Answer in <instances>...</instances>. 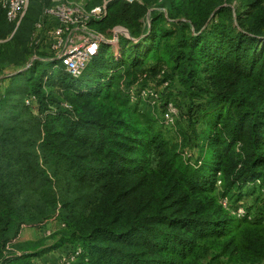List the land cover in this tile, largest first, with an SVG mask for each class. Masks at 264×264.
Listing matches in <instances>:
<instances>
[{
	"label": "trees",
	"instance_id": "trees-1",
	"mask_svg": "<svg viewBox=\"0 0 264 264\" xmlns=\"http://www.w3.org/2000/svg\"><path fill=\"white\" fill-rule=\"evenodd\" d=\"M230 1H113L94 26L125 28L127 54L103 45L54 92L43 76L55 63L47 39L30 45L45 5L32 0L13 37L0 6V77L32 52L43 72L0 79V88L10 81L0 90V264H36L59 248L82 249L71 264H211L225 240L264 253V0L237 13L239 27ZM149 87L164 113L177 107L186 145H172L144 111ZM257 184L247 206L243 190ZM230 196L235 207L222 203ZM58 218L55 245L19 241Z\"/></svg>",
	"mask_w": 264,
	"mask_h": 264
},
{
	"label": "built area",
	"instance_id": "built-area-1",
	"mask_svg": "<svg viewBox=\"0 0 264 264\" xmlns=\"http://www.w3.org/2000/svg\"><path fill=\"white\" fill-rule=\"evenodd\" d=\"M45 6L43 18L35 23L31 36V47L43 41L49 43L55 63H60L68 75L80 79L89 65L99 57L103 45H112L118 39L100 33L94 23L102 21L108 15L109 5L113 0H40ZM129 4L139 0H123ZM32 0H0L8 21L14 25L15 35L25 19ZM122 32V31H121ZM127 34V32H126ZM36 59V58H35ZM168 84H165L167 87ZM136 89L132 91L133 103L136 101ZM158 89L149 87L142 90V99H148L153 106L160 101ZM30 104V101L28 102ZM179 116L177 107L170 103L165 113L167 124H174ZM244 211L239 210L241 217ZM82 249L66 251L59 264H71L82 253Z\"/></svg>",
	"mask_w": 264,
	"mask_h": 264
},
{
	"label": "rangeland",
	"instance_id": "rangeland-1",
	"mask_svg": "<svg viewBox=\"0 0 264 264\" xmlns=\"http://www.w3.org/2000/svg\"><path fill=\"white\" fill-rule=\"evenodd\" d=\"M115 1V0H113ZM112 1V2H113ZM104 2V0H96L94 1V3H102ZM111 2V3H112ZM251 0H232L230 2H228L227 4L225 3L224 5H228L229 3H231V6L234 10L233 14H229V17L231 18V21L234 23L235 26L239 27V26H245V22H241L239 20V18H237V13L243 14L246 10L249 9V5H250ZM110 3V4H111ZM41 17V16H40ZM39 17V18H40ZM148 23V21H147ZM34 28V26H33ZM122 31V32H121ZM127 32V34H126ZM118 35V40L115 41V43H113L112 45L109 44V46L107 48H105V52H107V54H114L117 58H121V57H125V54L127 50V48L130 46L127 43V40H131V37H129V33L128 31L123 28V27H117L116 29H114L111 32H107V35L109 36V38L113 39L115 35ZM14 35H12L13 37ZM6 41H0V44H4ZM135 42V41H134ZM28 43V47H29ZM107 49V50H106ZM36 57H34V53L32 52L29 60L30 62L28 64H25L26 66L24 68L19 69V71H14L12 74H8V75H17V74H29V75H35V76H41L43 75L42 69H41V63L38 64L36 62H34L36 59ZM44 65V64H43ZM21 71V73H20ZM8 75H2L0 77V79L5 78V77H9ZM44 80L48 81L50 79V87L48 89V92H54L57 88L55 87V85L57 84H61V85H65V84H70L72 82V80L70 79L68 73L62 68V65L60 63H54L52 65L51 68L47 69V73H45L44 75ZM205 79L207 77V75L204 76ZM40 78V77H38ZM208 78V77H207ZM206 82V81H205ZM208 84L210 85V87H212V89H215L216 86L213 84L212 81H210L209 79L207 80ZM206 82V83H207ZM10 85V81L7 79H3V84L0 88L1 92L5 93V90L9 87ZM162 91V90H161ZM144 111L147 113V115L151 118L155 120V128L160 130L162 132V135L165 137V139H167L169 142H171L172 145L178 146L180 147V145H186L187 141L184 142V137L186 135V129L185 126L186 124L184 123V121H178L175 125L174 124H167V127L162 126L160 123V121H162L161 119L165 116L163 109L159 108V106H151L149 107H145L143 108ZM165 118V117H164ZM178 117H176L175 122L177 121ZM186 143V144H185ZM184 148V146H183ZM188 157V156H187ZM220 186V183L218 184ZM260 185L257 184V186H248L246 189L243 190V193L246 195L245 196V201H246V205H253L254 203V198L253 196H250V192L253 191V188H255L256 195H258L260 193V189L258 188ZM222 191L219 190L218 193H221ZM225 206L226 205H232V207H235V200L232 196H230L229 198L225 199L222 202ZM234 205V206H233ZM231 212H234L232 209H230ZM245 211V210H242ZM235 213V212H234ZM62 227H64L63 222L60 218L58 219H54L52 221H50L45 228L43 229H38V228H33L36 229L38 236L40 238V240L46 239V246L49 248L52 245H55V243L58 241V238H53L49 236H51V234H54L55 232L59 231L60 229H62ZM25 229H29V228H25ZM24 229V230H25ZM23 230V231H24ZM23 233V232H22ZM21 233V235H22ZM37 240V241H40ZM20 242H37V241H23L21 240V236L19 238ZM229 241L225 240L224 242H222V244L220 246H217L218 248L210 250L208 257L205 259V263H211V264H264V253L263 251L261 252L259 249H253V250H244L240 251L238 250L235 245H229L228 244ZM53 252V251H52ZM61 254H62V250H61ZM62 256V255H61ZM40 257H37L34 261L36 264H44L45 262L42 263H37ZM38 260V261H37Z\"/></svg>",
	"mask_w": 264,
	"mask_h": 264
},
{
	"label": "crops",
	"instance_id": "crops-1",
	"mask_svg": "<svg viewBox=\"0 0 264 264\" xmlns=\"http://www.w3.org/2000/svg\"><path fill=\"white\" fill-rule=\"evenodd\" d=\"M38 236V233L36 229L29 228L25 229L21 235V240L23 241H37L40 240ZM61 249L59 248L58 250H55L42 258H39L37 263H42L45 262L44 264H59L60 263V258H61Z\"/></svg>",
	"mask_w": 264,
	"mask_h": 264
},
{
	"label": "water",
	"instance_id": "water-1",
	"mask_svg": "<svg viewBox=\"0 0 264 264\" xmlns=\"http://www.w3.org/2000/svg\"><path fill=\"white\" fill-rule=\"evenodd\" d=\"M118 40V39H117Z\"/></svg>",
	"mask_w": 264,
	"mask_h": 264
}]
</instances>
